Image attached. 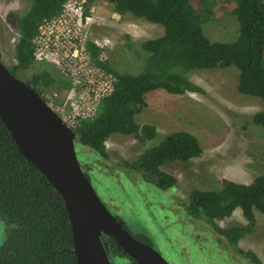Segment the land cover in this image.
Returning a JSON list of instances; mask_svg holds the SVG:
<instances>
[{"label":"trees","instance_id":"1","mask_svg":"<svg viewBox=\"0 0 264 264\" xmlns=\"http://www.w3.org/2000/svg\"><path fill=\"white\" fill-rule=\"evenodd\" d=\"M28 10L16 21L19 39L16 63L8 67L16 75L19 69L36 65L33 39L40 21L61 11L64 0H29ZM117 13H131L164 26L163 35L141 43L147 57L138 73L114 67L99 58L101 48L92 40L87 48L96 64L116 76L113 91L104 97L97 113L80 120L74 129L79 142L101 158H108L106 141L114 133L134 135L141 143L157 136L153 124L140 125L136 113L146 104L149 91L164 88L171 93L204 92L190 78L195 69L239 68L238 90L264 101V0H232L240 23L235 41H211L204 33L202 20L192 0H109ZM215 0H206L213 3ZM206 3L202 8H207ZM204 11V9H203ZM128 40L130 36L127 35ZM1 58V52H0ZM27 81L39 92L57 82L53 67L41 62ZM264 127V108L251 116L249 123ZM245 123V126H247ZM248 123V124H249ZM197 137L185 130L166 133L160 142L143 151L126 165L141 171L161 189L173 187L176 177L163 170L165 162L188 161L202 154ZM86 175L89 177L88 173ZM90 178V177H89ZM186 212L214 225L221 238L253 264H264L251 249L244 250L238 241L254 231L255 211L264 213V171L250 183L225 179L217 188H194L186 194ZM240 208L247 222L225 227L215 219L230 217ZM0 218L6 222V239L0 247V264H78L74 253L72 226L62 196L49 180L27 160L0 119ZM120 220V219H118ZM125 228L126 224L120 220ZM150 244L149 237L134 235ZM111 258L128 257L138 264L114 239L103 235Z\"/></svg>","mask_w":264,"mask_h":264},{"label":"rangeland","instance_id":"2","mask_svg":"<svg viewBox=\"0 0 264 264\" xmlns=\"http://www.w3.org/2000/svg\"><path fill=\"white\" fill-rule=\"evenodd\" d=\"M205 1L192 0L205 35L211 41H235L240 27L236 2ZM204 3L207 8H202ZM29 5V0H0V59L7 67L16 63L20 34L16 21ZM86 7L93 10L94 16L87 37L108 42L104 52L111 65L138 73L147 57L141 43L163 35L164 26L131 13L119 14L109 0H87ZM41 62L19 69L16 76L28 81ZM46 64L54 68L57 77L65 79L53 64ZM238 77L239 68L235 65L195 69L190 78L204 92L171 93L164 88L149 91L145 95L146 104L135 118L140 125H155L157 136L141 143L132 134H111L106 141L108 158L99 157L75 140L81 166L104 203L133 235L146 234L150 245L170 264H253L221 238L211 222L193 217L185 210L186 194L194 188H217L225 179L250 183L264 171V127L249 123L251 116L264 108V101L240 92ZM46 91L62 100L67 86L57 82ZM179 130L193 133L203 152L188 161L161 165L176 177L173 187L161 189L141 171L126 165L157 145L166 133ZM255 214L254 231L241 237L238 245L253 250L264 262V213L255 211ZM246 222L240 208L230 217L214 220V224L222 227ZM5 239L6 222L0 218V247ZM111 261L130 264L128 257L114 256Z\"/></svg>","mask_w":264,"mask_h":264},{"label":"water","instance_id":"3","mask_svg":"<svg viewBox=\"0 0 264 264\" xmlns=\"http://www.w3.org/2000/svg\"><path fill=\"white\" fill-rule=\"evenodd\" d=\"M0 119L25 158L62 196L69 214L78 264H112L103 235L138 264H170L152 245L136 238L104 203L78 159L77 133L0 59Z\"/></svg>","mask_w":264,"mask_h":264},{"label":"built area","instance_id":"4","mask_svg":"<svg viewBox=\"0 0 264 264\" xmlns=\"http://www.w3.org/2000/svg\"><path fill=\"white\" fill-rule=\"evenodd\" d=\"M87 0H64L58 14L43 18L33 39L35 60L53 64L68 81L62 100L46 89L40 93L46 104L71 129L80 120L93 117L102 99L114 89L116 76L96 64L87 48V29L94 16L86 7ZM105 58L108 42L92 40ZM108 41V39H105Z\"/></svg>","mask_w":264,"mask_h":264},{"label":"bare ground","instance_id":"5","mask_svg":"<svg viewBox=\"0 0 264 264\" xmlns=\"http://www.w3.org/2000/svg\"><path fill=\"white\" fill-rule=\"evenodd\" d=\"M95 254H96L97 257L103 262V264H105V263H104V259H103V257L101 256L100 252H99L98 250H96V249H95Z\"/></svg>","mask_w":264,"mask_h":264}]
</instances>
